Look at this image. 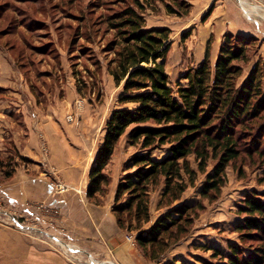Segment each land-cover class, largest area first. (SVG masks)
Segmentation results:
<instances>
[{
	"label": "rangeland",
	"instance_id": "rangeland-1",
	"mask_svg": "<svg viewBox=\"0 0 264 264\" xmlns=\"http://www.w3.org/2000/svg\"><path fill=\"white\" fill-rule=\"evenodd\" d=\"M244 1L251 12H247L243 0H0V100L10 102L12 116L6 118L21 124L23 114L18 103L30 109L32 103L36 104L43 120L55 122L64 130L71 129L70 134L76 137L91 139L92 151L85 163L91 161L92 167L104 140L107 121L112 111L121 107L123 83L118 85L110 71L120 41L113 23L120 14L136 9L146 27L171 29L166 69L174 86L186 82L182 78L184 73L204 59L207 49L214 64L227 34L247 37L246 57L235 62L242 69L238 78L241 83L255 66L264 75V0ZM124 106L133 107V103ZM260 124L259 131L257 128L253 133L258 135V145L264 148V118L259 120ZM252 143L251 136L241 139L240 156L227 166L220 191H211L208 197H203L200 189L218 159L210 155L205 170H201L198 155H189L190 165L196 171L195 181L184 174L188 188L172 204L163 198L164 178L151 185V219L141 222L138 230H129L118 224L115 194L120 179L135 170L129 169L130 161L142 148L124 134L106 168L109 182L104 191L91 198L95 203L102 198L110 206L117 234H121L117 244L94 238L89 232H77L74 224L62 222L59 197L74 187L51 161L48 143L43 160L53 174L48 180L49 198L34 203L32 211H20L4 193L1 183L9 178L5 177L7 171L14 174L19 163L30 159L11 145L6 149L7 155L0 156V224L44 243L45 248L60 256L59 264H139V257L148 264H163L172 259H177L176 264H204V259L213 260V250L205 249V244L228 249V241H241L234 230L244 217L239 213V204L252 190L264 191V155L256 148H248ZM169 147L165 144L152 155L161 158L168 154ZM90 169L84 179V183L88 179V186ZM62 184L68 187L59 188ZM182 202H191L195 209L187 215L188 222L183 221L168 236L169 246L160 257L152 259L139 246L137 233ZM132 224L136 226L137 222L133 220Z\"/></svg>",
	"mask_w": 264,
	"mask_h": 264
},
{
	"label": "trees",
	"instance_id": "trees-1",
	"mask_svg": "<svg viewBox=\"0 0 264 264\" xmlns=\"http://www.w3.org/2000/svg\"><path fill=\"white\" fill-rule=\"evenodd\" d=\"M144 22L139 11L128 9L113 23L120 41L110 71L118 85L123 83L121 107L114 109L107 121L87 190L90 198L104 191L109 182L106 168L124 134L132 143L140 144L142 151L131 158L129 166L135 170L120 179L115 194L118 224L129 230H138L141 222L150 221V186L161 178L165 180L163 198L167 203L182 197L188 188L184 174L192 182L196 177L188 160L192 153L201 159V170H205L210 155L218 159L200 189L203 197L220 191L227 166L240 156L242 138L251 136L253 143L248 148L264 155L258 135L253 133L257 128L259 131V120L264 118V75L255 66L238 83L242 69L235 63L246 57L249 39L227 34L214 64L207 49L204 59L184 73L186 82L174 86L166 69L171 29L146 27ZM127 103L133 107L124 106ZM165 144H170L168 154L154 157L153 151ZM12 174L7 171L5 177ZM194 209L191 202H182L160 215L148 229L137 233L139 246L149 257L158 259L169 246L168 236ZM239 213L244 217L234 230L241 241H228V249L205 244V249L212 248L211 256L217 261L204 259V264H264V191L248 193L239 204Z\"/></svg>",
	"mask_w": 264,
	"mask_h": 264
},
{
	"label": "crops",
	"instance_id": "crops-1",
	"mask_svg": "<svg viewBox=\"0 0 264 264\" xmlns=\"http://www.w3.org/2000/svg\"><path fill=\"white\" fill-rule=\"evenodd\" d=\"M3 101L0 100V156L7 155L6 149L12 145L20 155L30 159V162L19 163L14 174L1 183L7 197L24 212L32 211L34 203L49 198L48 180L53 174L52 168L47 169L43 160V150L48 143L51 161L70 183L68 184H73L74 187L73 191L59 197V205L64 214L62 222L74 224L73 228L77 232H89L94 238L117 244L121 234H117L119 230L110 206L102 198L99 203H95L87 196L88 179L86 178L85 183L84 179L91 161L86 164L85 160L92 151L91 139L88 136L76 137L70 134L71 129L66 127L64 130L65 127L58 126L55 122L43 120L40 109L33 103L32 109L26 104L18 103L17 108L23 114V122H11L6 118H12L9 115L10 102ZM131 256L137 258L133 252ZM59 257L57 253L45 248L41 241L0 224V264H59ZM138 263L149 262L139 257Z\"/></svg>",
	"mask_w": 264,
	"mask_h": 264
},
{
	"label": "built area",
	"instance_id": "built-area-1",
	"mask_svg": "<svg viewBox=\"0 0 264 264\" xmlns=\"http://www.w3.org/2000/svg\"><path fill=\"white\" fill-rule=\"evenodd\" d=\"M68 187V185H65V184H62V185H60V186H58L59 188L61 187V189H66L67 187ZM1 195H2V191L0 190V199H1ZM16 224H18V225H22V223H20L19 221H16Z\"/></svg>",
	"mask_w": 264,
	"mask_h": 264
},
{
	"label": "bare ground",
	"instance_id": "bare-ground-1",
	"mask_svg": "<svg viewBox=\"0 0 264 264\" xmlns=\"http://www.w3.org/2000/svg\"><path fill=\"white\" fill-rule=\"evenodd\" d=\"M241 2H242V0H241ZM243 4H244V6L248 9L247 12H248V11H249V12L252 11V10H251L252 8L249 9V8H248V5H247L248 3H246L244 0H243ZM243 4H242V5H243ZM245 7H244V8H245ZM253 7H254V6H253ZM245 11H246V10H245ZM59 241H60V240H59Z\"/></svg>",
	"mask_w": 264,
	"mask_h": 264
}]
</instances>
